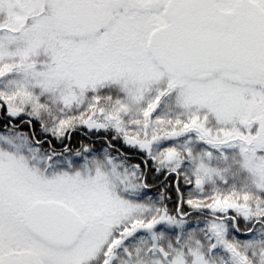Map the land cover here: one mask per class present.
<instances>
[{"label":"snow or ice","instance_id":"1","mask_svg":"<svg viewBox=\"0 0 264 264\" xmlns=\"http://www.w3.org/2000/svg\"><path fill=\"white\" fill-rule=\"evenodd\" d=\"M0 264H264V0H0Z\"/></svg>","mask_w":264,"mask_h":264},{"label":"trees","instance_id":"2","mask_svg":"<svg viewBox=\"0 0 264 264\" xmlns=\"http://www.w3.org/2000/svg\"><path fill=\"white\" fill-rule=\"evenodd\" d=\"M24 131H29V129L25 128L23 129ZM36 133L38 134V136H43L46 140H51L52 143L50 145L46 144V147H54L57 150H60L62 147H70L72 149H78L81 147V145L84 144H88L91 145L93 147V149L98 148L101 144V139H100V134H95L93 135L92 133H88V135H85V131L86 130H78L77 132L72 133V139L71 140H66L64 142V144L62 145L60 143V141H57L55 138L51 137L50 135L44 134L41 132L39 127L35 128ZM122 143V142H121ZM119 146V145H118ZM124 149L121 148V151H123ZM129 155L132 157L131 158V162L132 163H137L140 161V157L138 155H132V152H129ZM171 181V178H170ZM175 188V182L171 181V187L167 190L168 195H170L172 197V200L175 201L176 200V193L174 191ZM163 190V189H161ZM184 190H191L189 188V186L187 185H183L182 184V191ZM157 193V189L154 187L150 194L152 195H156ZM186 194V192H185ZM171 207V204L169 205Z\"/></svg>","mask_w":264,"mask_h":264}]
</instances>
